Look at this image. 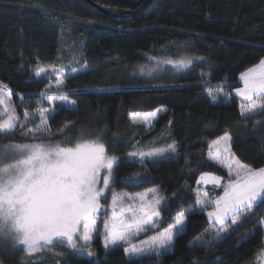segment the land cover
Listing matches in <instances>:
<instances>
[{"label":"trees","instance_id":"trees-1","mask_svg":"<svg viewBox=\"0 0 264 264\" xmlns=\"http://www.w3.org/2000/svg\"><path fill=\"white\" fill-rule=\"evenodd\" d=\"M91 1L113 15L84 0H0V9L34 13L42 21L41 28L31 27L34 17L20 15L24 19L16 21L28 22V35H33V40L5 35L0 24V82L10 87L23 82L15 85L18 89L11 97L23 118L26 108L31 111L46 105L37 102L49 80L36 78L35 68L73 63L66 70L79 71L68 75L59 91L77 100L76 110L61 108L49 127L56 133L66 121H73L76 131L66 133V137L57 135L55 140L67 139L74 144L83 130L91 134L84 139L98 137L110 155L121 157L135 150L132 145L136 142L147 150L172 139L178 141L177 154L156 162L146 160L141 164L126 157L120 164V176L139 173L142 179L134 184L117 181L114 185L116 192L136 193L158 187L161 196L171 198L177 193L168 200L170 207L162 213L163 223L152 233L167 227L169 218L181 207L186 210L195 206V191L201 187L196 181L202 172L227 181L228 172L208 155L209 144L225 131L232 136L231 150L242 163L264 167V122L253 123L264 121V111L248 120L241 119V99L233 93L241 85L239 74L264 57V0ZM189 56L205 60L195 61L180 72L167 65L148 74L154 67L151 57L163 60ZM85 61L87 69L81 67ZM21 63L24 68L18 71ZM202 72L206 74L203 81ZM217 88L231 94L226 102L209 101L207 91ZM17 93L24 95L21 98ZM158 107L166 111L159 113L152 129L132 125L129 113L150 112ZM16 131V135H0V147L9 142H31ZM153 138H157L155 143ZM206 187L212 199L223 192L210 184ZM111 198L112 191H108L101 203L107 207ZM207 210L190 215L184 234L171 252L159 258H144L137 264H257L255 254L264 246V229L253 225L264 217V203L256 208L253 219L215 247H192L189 241L208 227ZM250 231V238L242 241ZM92 247L95 257L73 255L68 258L69 264H128L123 246L106 251L101 239L96 238ZM21 249L10 254L0 242V264H21L25 255ZM57 253L42 250L29 258V264H63L65 257Z\"/></svg>","mask_w":264,"mask_h":264},{"label":"snow or ice","instance_id":"snow-or-ice-1","mask_svg":"<svg viewBox=\"0 0 264 264\" xmlns=\"http://www.w3.org/2000/svg\"><path fill=\"white\" fill-rule=\"evenodd\" d=\"M150 59L154 61V67L148 70L149 75L167 65L180 72L189 69L195 61L205 60L202 56ZM81 67L87 69V62ZM22 68L23 63L17 70ZM78 71L71 68L66 73L65 67L58 64L37 66L33 73L36 78L50 79L55 75V85H47L39 94L41 99L37 103L46 101L53 106L37 107L31 111L26 108L23 119L11 103L13 90L0 82V116L4 117L0 119V135H16L19 125V135L31 141L9 142L0 147V240L10 244L14 250L22 246L25 255L21 257V264H29V258L41 250H53L57 243L65 249L57 253L65 257L63 264H69L68 258L73 255L95 257L92 245L96 233H99L106 251L123 246L128 264H137V261L153 256L159 258L174 249L176 240L184 234L190 215L209 207L211 210L206 213L208 227L189 241V245L211 249L256 216V208L264 203V167L253 168L242 163L231 150L232 136L225 131L209 144L208 155L211 161L227 169V181L211 172H202L196 181L197 185L210 184L213 188H222V194L208 199V192L197 189L195 206L186 210L181 207L169 218L171 222L167 227L133 243L140 233L146 234L163 223L162 213L170 207L168 200L177 193H173L171 198L161 196L158 187L137 193L114 191L117 181L134 184L142 179L139 173L121 177L120 164L126 157L135 158L143 164L146 160L156 162L159 158L173 156L178 153L179 143L172 139L162 147L144 150L136 142L132 145L135 150L121 157L109 155L105 143L100 142L98 137L84 139L85 135L91 134L83 130L74 144L67 139L55 140L57 135L66 137V133L76 131L73 121H66L56 133L51 131L49 124L61 108L76 110L77 100L69 99L68 92L59 90L64 87L66 77ZM140 72L144 73L143 67ZM205 75L201 73L202 81ZM239 79L243 86L233 91L244 101L239 106L241 119L248 120L250 116L264 111V57L241 72ZM53 88L56 93L47 94ZM73 93L79 94L76 90ZM16 95L22 98L24 94ZM230 95L223 88L207 91L213 104L226 102ZM56 101L60 102L59 107ZM163 111L166 108L158 107L144 113L131 112L129 118L132 125L151 128L153 120ZM37 115L39 124L23 131ZM262 122L253 123L258 125ZM168 124L171 126L173 121ZM156 139L153 138L152 142L155 143ZM108 191H112V198L105 208L101 201L107 199ZM109 210L111 215L104 219L101 232V213L107 214ZM257 226L264 227V217H260L253 228ZM251 234L250 231L241 240L246 241ZM255 259L258 264H264V246L255 254ZM193 264L199 262L194 261Z\"/></svg>","mask_w":264,"mask_h":264},{"label":"rangeland","instance_id":"rangeland-1","mask_svg":"<svg viewBox=\"0 0 264 264\" xmlns=\"http://www.w3.org/2000/svg\"><path fill=\"white\" fill-rule=\"evenodd\" d=\"M34 13H26V14H23V13H18V12H16V11H14V10H9V11H7V10H3V9H0V24H1V27L3 28V31L4 32H2L3 34H5V35H8V36H14V37H18V38H26L27 40H33L34 38H32V36L30 37L28 34L30 33V31H28V28H30V25L28 24V22H24V24L23 23H21V24H17V22L16 21H21V19H24L23 17H21L20 18V15H23V16H28V17H34V19H36V20H33V23L31 24V27L32 26H35V28H38L39 26H41L42 27V21L40 20V19H38V18H36L34 15H33ZM27 19H30V18H27ZM41 27H39V28H41ZM34 28V27H33ZM73 63H67V64H64L63 66L65 67V71H66V73H69L67 70H66V68L68 67V65H72ZM246 70V69H245ZM244 72V71H243ZM239 76H240V74H239ZM48 80H49V83L47 84V85H49V84H52V85H55V75L53 74V76H52V78H47ZM241 82V81H240ZM21 83H23V82H15L14 84H12V87H10V86H8V88L9 89H11V90H17L18 89V87H16L17 85H19V84H21ZM16 85V86H15ZM243 85H242V82H241V85L240 86H238V87H242ZM236 88V87H235ZM224 90V89H223ZM216 91V90H215ZM225 91V90H224ZM56 93V89L55 88H53V90H52V92H49V93H47V94H49V95H52V94H55ZM233 93L235 94V92L233 91ZM239 99H241L240 100V104L241 103H244V101L242 100V98H240L239 97ZM46 102V101H45ZM11 103H12V98H11ZM55 104H56V106H58L59 107V105H60V102L59 101H56L55 102ZM239 104V105H240ZM53 105H50V104H48L47 102H46V105H42V106H39V107H52ZM147 112H149V111H147ZM139 113H144V112H139ZM2 118H4L3 116H0V119H2ZM158 118V117H157ZM157 118H155L154 120H153V126L151 127V128H148L147 126H145V128H146V131H148V130H150V129H152L153 127H154V122L156 121V119ZM20 119H23V118H20ZM39 117H38V115L36 116V118L35 119H33V120H31L29 123H27V125L24 127V129H23V131H27V129L28 128H34L37 124H39ZM17 129L19 130V131H21V129H20V127H19V125H17ZM160 147H162V146H160ZM108 152V151H107ZM109 154V153H108ZM208 154H209V150H208ZM110 155V154H109ZM117 155V154H116ZM212 162H214V161H212ZM215 163V162H214ZM215 164H217V163H215ZM219 165V164H218ZM225 169V168H224ZM226 171H227V169H225ZM201 187H197L196 189H198V190H200L201 192H208L209 193V189H207V187H206V185H203V184H201L200 185ZM204 187H206V188H204ZM143 191H145V190H139V192H143ZM130 193V192H129ZM137 193V192H136ZM208 199H212L211 198V196H210V194H209V196H208ZM110 202H111V200H110ZM110 202L108 203V205L110 204ZM108 207V206H107ZM107 207H105V208H107ZM211 210V208L209 207V209L207 210V211H210ZM111 215V212H110V210L107 212V214H105V213H101V218H100V220H99V224H100V231L102 232V230H103V221H104V219H106L108 216H110ZM263 229H264V227H263ZM150 231H152V230H150ZM150 231H148L146 234L145 233H140L139 235H138V237L137 238H135V239H133V243H137L139 240H143V239H147V237L148 236H151V235H153L155 232H152V233H150ZM95 236H96V238H100L101 239V237H100V235H99V233H96L95 234ZM95 238V239H96ZM0 242H1V244H2V248L7 252V253H10V254H13L16 250H14L12 247H11V245L10 244H8V243H5L4 241H2V240H0ZM101 244L103 245V243H102V239H101ZM124 246H126V245H124ZM18 248H22V246H18ZM44 250H47V249H44ZM42 251V250H41ZM52 251H56V252H62V251H64V248H62V246H61V244H59V243H57L55 246H54V249L52 250ZM86 255V254H85ZM87 256V255H86ZM257 264H258V262H257Z\"/></svg>","mask_w":264,"mask_h":264},{"label":"water","instance_id":"water-1","mask_svg":"<svg viewBox=\"0 0 264 264\" xmlns=\"http://www.w3.org/2000/svg\"><path fill=\"white\" fill-rule=\"evenodd\" d=\"M84 2L88 3L90 6H93L94 8H96L97 10H100L102 12H105L107 14H111L113 15L111 12H108L107 10H105L104 8H102L100 5H96L94 2H92L91 0H84Z\"/></svg>","mask_w":264,"mask_h":264}]
</instances>
